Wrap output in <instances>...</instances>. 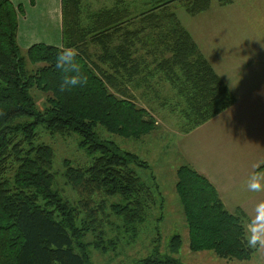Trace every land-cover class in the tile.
Returning <instances> with one entry per match:
<instances>
[{"label":"trees","instance_id":"16d2710c","mask_svg":"<svg viewBox=\"0 0 264 264\" xmlns=\"http://www.w3.org/2000/svg\"><path fill=\"white\" fill-rule=\"evenodd\" d=\"M232 1L216 0L220 6ZM174 2L189 16L211 4L158 1L135 17L126 10L98 13L86 26L79 0H61V46L40 43L22 49L17 42L21 7L0 0V264H91V250L107 255L122 235H137L154 204L149 184L137 173L144 163L104 140L99 130L132 138L152 131L154 121L136 105L133 93L152 89L149 80L155 73L185 100L184 133L234 102L178 20ZM62 46L78 49L88 77L87 85L63 93L55 67ZM42 132L75 136L91 160L86 166L63 162L61 175L77 197L74 204L56 187L54 152L40 142ZM175 191L191 251L238 262L254 256L258 248L246 245L245 215L227 211L214 187L190 165L177 169ZM179 246L180 238L173 237L171 253ZM132 264L183 263L150 255Z\"/></svg>","mask_w":264,"mask_h":264},{"label":"rangeland","instance_id":"374dc122","mask_svg":"<svg viewBox=\"0 0 264 264\" xmlns=\"http://www.w3.org/2000/svg\"><path fill=\"white\" fill-rule=\"evenodd\" d=\"M158 1L166 0H79L81 20L89 26L98 13L115 10H126L130 17H135ZM171 8L208 64L233 92L240 93L244 80L252 77L256 67L264 70V65L254 63L256 57L264 61V48L261 47L264 46V0H233L226 6L211 0L209 9L196 16H189L182 5L175 2ZM149 81L152 89L142 87L133 96L136 105L152 117V131L141 138L121 137L103 130L99 132L104 140L136 155L144 163L137 173L149 184L154 204L150 205L147 217L134 238L122 235L119 246L107 255L91 250V264H132L150 255L170 256L183 264H253V261L249 262L253 257L238 262L218 259L210 252L190 250L188 227L175 191L177 169L189 164L183 152V136L187 134L183 132L186 125L184 112L187 107L185 100L162 75L155 73ZM37 96L38 93L33 92L32 97L36 101L39 100ZM40 142L52 148L56 187L66 200L74 204L77 197L64 185L61 175L63 162L68 160L72 166H86L91 160L78 147L75 136H50L42 132ZM110 235L115 236L116 232ZM175 236L180 238V246L172 254L169 244Z\"/></svg>","mask_w":264,"mask_h":264},{"label":"crops","instance_id":"0c3cea01","mask_svg":"<svg viewBox=\"0 0 264 264\" xmlns=\"http://www.w3.org/2000/svg\"><path fill=\"white\" fill-rule=\"evenodd\" d=\"M9 1L21 7L17 42L22 49L40 43L61 46V0ZM254 60L264 65L261 58ZM256 68L252 77L244 80L240 93L233 92L222 80L234 102L183 136L188 165L209 181L229 212L240 210L245 215L246 226L254 216L256 204L264 201V192L246 188L255 167L264 170V70ZM252 261L264 264V249L258 248L249 262Z\"/></svg>","mask_w":264,"mask_h":264},{"label":"clouds","instance_id":"9594fccd","mask_svg":"<svg viewBox=\"0 0 264 264\" xmlns=\"http://www.w3.org/2000/svg\"><path fill=\"white\" fill-rule=\"evenodd\" d=\"M262 48L264 46L261 45ZM79 51L72 47H61L55 60V67L61 73L59 91L61 93L87 85L88 77L82 70L78 60ZM250 192H264V170L255 167L246 181ZM254 216L246 226V245L250 249H264V201H260L253 209Z\"/></svg>","mask_w":264,"mask_h":264}]
</instances>
